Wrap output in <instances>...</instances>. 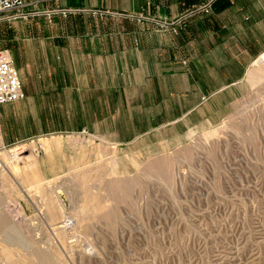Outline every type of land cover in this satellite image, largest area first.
<instances>
[{"label": "rangeland", "instance_id": "rangeland-1", "mask_svg": "<svg viewBox=\"0 0 264 264\" xmlns=\"http://www.w3.org/2000/svg\"><path fill=\"white\" fill-rule=\"evenodd\" d=\"M263 54L226 117L172 140L0 147V264H264Z\"/></svg>", "mask_w": 264, "mask_h": 264}, {"label": "crops", "instance_id": "crops-1", "mask_svg": "<svg viewBox=\"0 0 264 264\" xmlns=\"http://www.w3.org/2000/svg\"><path fill=\"white\" fill-rule=\"evenodd\" d=\"M24 2V17L0 16L24 92L0 104V147L81 129L116 144L172 140L226 117L264 52V0ZM177 18L176 32L160 28Z\"/></svg>", "mask_w": 264, "mask_h": 264}, {"label": "built area", "instance_id": "built-area-1", "mask_svg": "<svg viewBox=\"0 0 264 264\" xmlns=\"http://www.w3.org/2000/svg\"><path fill=\"white\" fill-rule=\"evenodd\" d=\"M24 0H0V16L6 11L11 13L6 18L24 17ZM193 11L208 12L209 3L198 5ZM176 23H180L179 18L174 20H164L160 23L161 29L177 31ZM24 97L22 82L19 78L9 54L6 50H0V104L12 102ZM2 164L0 155V167Z\"/></svg>", "mask_w": 264, "mask_h": 264}, {"label": "bare ground", "instance_id": "bare-ground-1", "mask_svg": "<svg viewBox=\"0 0 264 264\" xmlns=\"http://www.w3.org/2000/svg\"><path fill=\"white\" fill-rule=\"evenodd\" d=\"M255 63H259V64H262V63H264V54L263 55H261V57H259L256 61H255ZM8 151L7 150H2L1 152H0V155H2L3 156V158H5L7 161H8V153H7ZM44 154H48L47 152L46 153H44ZM60 154V153H59ZM63 155V154H62ZM62 155H61V157H62ZM47 156V155H46ZM48 156H49V154H48ZM64 157V156H63ZM111 157V156H110ZM22 158V157H21ZM50 159V158H49ZM109 159V158H108ZM48 160V159H47ZM159 160V159H158ZM50 163V162H49ZM43 164V163H42ZM47 164V163H46ZM163 164H164V162H163ZM158 165V164H157ZM166 166V165H165ZM153 167V166H152ZM162 167V166H161ZM137 168V167H136ZM151 168V167H150ZM160 169V168H159ZM13 171H16V169L15 168H13ZM21 172V171H20ZM162 174V173H161ZM164 175V174H163ZM122 176V175H121ZM30 177V176H29ZM32 178V177H31ZM117 184V183H116ZM120 184V183H119ZM116 188V187H115ZM124 187H122V189H123ZM111 189V188H110ZM121 189V188H120ZM114 190H116V189H114ZM116 193V192H115ZM118 193V192H117ZM116 193V194H117ZM8 251V250H7ZM4 256V255H3ZM9 257H11V256H9Z\"/></svg>", "mask_w": 264, "mask_h": 264}]
</instances>
